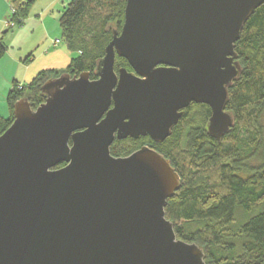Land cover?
Masks as SVG:
<instances>
[{"label": "water", "instance_id": "obj_1", "mask_svg": "<svg viewBox=\"0 0 264 264\" xmlns=\"http://www.w3.org/2000/svg\"><path fill=\"white\" fill-rule=\"evenodd\" d=\"M262 4L126 0L97 79L63 73L35 109L16 101L0 135V264H205L165 217L180 188L169 160L147 146L113 157L110 146L162 143L191 103L209 107L207 133L221 141L234 126L235 44ZM115 57L131 72H115Z\"/></svg>", "mask_w": 264, "mask_h": 264}, {"label": "trees", "instance_id": "obj_2", "mask_svg": "<svg viewBox=\"0 0 264 264\" xmlns=\"http://www.w3.org/2000/svg\"><path fill=\"white\" fill-rule=\"evenodd\" d=\"M6 1L13 10L7 20L16 27L26 17L28 1ZM68 2L58 25L66 48L76 58L64 72H39L27 89L13 83L6 98L10 115L6 120L0 118V135L13 120L16 101L26 98L33 109L44 101L40 87L45 81L82 72L94 79L96 63L112 32L120 31L126 0ZM5 51L0 40V59ZM235 53L241 73L229 89L227 104L235 121L223 142L209 138L202 126L188 129L180 145L183 164L178 163L174 137L162 145L150 144L180 176V188L167 201L165 217L173 223L177 239L203 249L205 264L264 262V4L244 24ZM120 68L129 70L124 59L115 57L114 70ZM125 144L116 142L110 154L125 156L136 149L128 150ZM209 170L216 171V182L205 175Z\"/></svg>", "mask_w": 264, "mask_h": 264}, {"label": "rangeland", "instance_id": "obj_3", "mask_svg": "<svg viewBox=\"0 0 264 264\" xmlns=\"http://www.w3.org/2000/svg\"><path fill=\"white\" fill-rule=\"evenodd\" d=\"M28 7L26 9V17L22 23L11 29L6 28L4 33L0 37L2 44L6 49L4 57L1 62V76L0 85L3 81L12 84V81L17 82V88L27 89L34 77L38 74L39 70H35L37 63H33V66L27 70L24 68V63L27 65L31 63L24 61V58L31 55L33 59H38L39 54L46 55L50 53L53 48L64 47L65 43L61 37V31L58 25V19L64 8L68 5V0H27ZM10 10H8V14ZM6 20V18H5ZM4 24V23H3ZM20 31V32H19ZM58 40V44L55 47H48L49 44ZM53 42V43H54ZM28 51V52H27ZM25 55V56H24ZM76 53H71V60L76 58ZM15 62L20 63V67L15 65ZM27 70V71H26ZM3 77V79H2ZM14 77V78H13ZM1 87V86H0ZM12 88V87H11ZM5 91L0 88V101L5 98ZM205 107L200 105H193L187 110V114L184 119L179 123L176 134L179 135V140L174 142L176 146L177 159L179 164H183L180 158V145L184 132L188 127L204 126L205 120ZM262 126L264 129V116L262 118ZM264 138V131H263ZM226 143V141H224ZM126 149H134L143 145L141 143H126ZM211 181L217 180V173L215 170H209L205 173Z\"/></svg>", "mask_w": 264, "mask_h": 264}, {"label": "crops", "instance_id": "obj_4", "mask_svg": "<svg viewBox=\"0 0 264 264\" xmlns=\"http://www.w3.org/2000/svg\"><path fill=\"white\" fill-rule=\"evenodd\" d=\"M8 10H9V3L6 0H0V37L4 33V30L6 29L5 28V18H7V16H8L7 15ZM53 42H52V44L48 45L49 48H50V46L51 47L57 46V44H54ZM5 53H6V51H5ZM38 57H39L38 59H33V57L31 55H28L27 57H25L24 61L28 62L29 60H31V63L28 65L26 63H24V66H25L24 68L29 70L33 66L34 62L37 63V61H40L37 64L38 67L35 68V70L37 69V70H39V72L44 71V70H52L55 72H64L69 67L70 62H71V52L67 48L65 49L64 47L53 48V50L50 53H48L46 55H41V53H40ZM2 58L0 59V66H1ZM35 63H34V65H35ZM15 65L20 67L19 62H17V63L15 62ZM0 72H1V68H0ZM0 76H1V74H0ZM2 79H3V77H2ZM13 83L17 84L16 81H12L11 85H9L5 81H3L0 85L1 86L0 88H3V91H5V94H6L5 98L0 101V118L5 119V120L8 119L9 115H10L8 107H7V103H6V98H7L8 92L11 89Z\"/></svg>", "mask_w": 264, "mask_h": 264}, {"label": "flooded vegetation", "instance_id": "obj_5", "mask_svg": "<svg viewBox=\"0 0 264 264\" xmlns=\"http://www.w3.org/2000/svg\"><path fill=\"white\" fill-rule=\"evenodd\" d=\"M120 69H122V68H120ZM119 70V69H118ZM118 70H116L115 72H117ZM127 70V69H126ZM130 70V71H129ZM129 70H127V71H129V72H131V69H130V67H129ZM90 79L91 80H94V79H97V77H95L94 79H92L91 77H90ZM193 105H197V104H194V103H191L187 108H185V109H183L182 110V117L179 119V121H178V123L171 129V134H170V136L169 137H167L162 143H155L154 141H152L148 136H145V137H143V136H139L138 138H136V139H131V138H126V139H124V140H120V141H118V140H114L113 141V143L111 144V146H110V149H111V147H112V145H114L116 142H125V143H140V145H141V143L143 144V145H141V146H139L138 148H136L134 151H132L131 153H133V152H135V151H137L138 149H140L141 147H144V146H147V147H150V144H157V145H162V144H164L166 141H168V140H170L171 138H173L174 137V142H176V141H178L179 139V135L178 134H176V129H177V127H178V125H179V123L184 119V117L186 116V114H187V110L190 108V107H192ZM200 106H203V107H205V111L208 109V111H209V116L208 117H206V112H205V116H204V120H205V124H204V126H202L203 127V129H204V131H205V133L208 135V133H207V129H206V125H207V121H208V119H209V117H210V109H209V107H207L206 105H200ZM226 112H228V113H230L231 115H232V113L229 111V110H227V107H226V110H225ZM232 117H233V115H232ZM234 118V117H233ZM234 121H235V119H234ZM195 127H198V126H194V127H188L187 129H186V131L188 130V129H191V128H195ZM232 130V129H231ZM231 130H230V132H231ZM185 131V132H186ZM185 132H184V134H185ZM229 132V133H230ZM228 133V134H229ZM228 134H226L222 139H221V141H216V140H214V139H212L211 137H209V138H211L212 140H214L215 142H217V143H221V142H223V140H224V138L228 135ZM209 136V135H208ZM183 137H184V135H183ZM182 141H183V139H182ZM131 153H129V154H131ZM128 154V155H129ZM128 155H125V156H128ZM112 156V155H111ZM125 156H118V157H125ZM113 157H115V156H113ZM170 162V161H169ZM171 165V164H170ZM175 169V168H174ZM176 171V170H175ZM177 174H178V172H177ZM179 175V174H178ZM180 177V176H179Z\"/></svg>", "mask_w": 264, "mask_h": 264}, {"label": "built area", "instance_id": "obj_6", "mask_svg": "<svg viewBox=\"0 0 264 264\" xmlns=\"http://www.w3.org/2000/svg\"><path fill=\"white\" fill-rule=\"evenodd\" d=\"M9 10H10V13H12L13 10H12V7L10 5H9ZM13 27H15V24L13 22L7 20V18H6V20H5V28L11 29ZM54 44H58V40H56L54 42ZM19 89H21V88L19 87Z\"/></svg>", "mask_w": 264, "mask_h": 264}]
</instances>
